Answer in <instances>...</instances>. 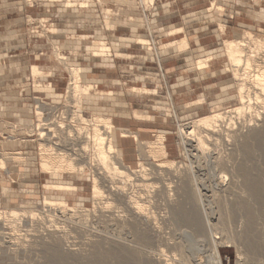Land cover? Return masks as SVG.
<instances>
[{
	"label": "rangeland",
	"instance_id": "1",
	"mask_svg": "<svg viewBox=\"0 0 264 264\" xmlns=\"http://www.w3.org/2000/svg\"><path fill=\"white\" fill-rule=\"evenodd\" d=\"M69 1L72 0H33L32 4L27 0H0V160L5 161L6 167L1 166L0 162V209L22 210L25 207H35L41 211L42 201L47 197L66 200L71 207L80 211L91 210L92 215L85 227L78 228L74 223L58 220L57 224L46 222V225H29L30 229L24 227L26 230L15 233L8 229L6 232L10 235L0 240V264H50L53 256L43 244V237L46 238L49 230L54 228L51 224L59 227V230H55L59 234L66 235L67 240L63 239L60 244L63 246L62 250L68 249L67 252L63 251L68 255L67 262L71 260L69 264H88L94 259L102 264H110L112 259L101 254L119 243L125 246L127 243V246L145 251L144 255L150 253L148 256L153 254L156 258L165 250L164 255L161 254L163 258L174 257L175 261L182 264L176 242L186 245L187 252L197 264H209L212 259V247L208 243L211 241L210 228L206 227L209 232L200 228L197 230L195 224L184 223L180 216L166 210L162 196L156 195L154 202L151 201L152 210L157 215V221L159 220L157 226L162 232L157 234L159 229H156L151 232V240L143 241L137 237V231L140 232L145 225L136 228L127 224L131 217L123 211L126 209L124 204L99 211L102 215L95 213L91 171L88 170L81 177L65 174L61 180L43 173L39 161L40 140L37 129L40 127L48 131L46 127L55 128V124L61 120H67L66 123L69 124L68 116L72 110L81 112L88 118L93 115L111 116L118 129L136 132L144 142L154 141L157 134L164 133L165 141L171 149L168 159L187 164L188 161L180 154L179 124L215 111L217 103L222 102L227 109L239 104L232 72L221 71L228 64L223 56L224 42L241 38L246 32L264 36V0H154L147 6L144 0H73V4H69ZM183 38H187L189 42V48L185 51L178 49V42ZM140 39H144L146 44L140 43ZM96 42L105 43L108 51L104 57L93 54L94 50L100 49ZM55 50L66 58L70 66L80 68L83 84L99 86L97 91H90L92 97L103 92L108 93V98L114 95V101L102 100L100 104H95L93 98L85 99L82 106L76 107L69 102L67 91L70 73L56 58ZM209 55L214 58L219 56L210 63L211 69H207L212 72L202 76L193 71V64ZM33 66H38L44 72L43 75L34 76ZM156 91L157 94H154ZM199 98L201 101L206 100L205 103L184 108V105L194 103ZM40 100L45 102V107L40 106L43 107L42 117L37 112ZM67 105L69 109L66 108ZM262 114L258 124L264 123V113ZM122 142L126 164L134 169L138 168L137 140L132 136ZM221 147L215 148L211 161L218 155L226 159L233 148L232 145ZM261 153L262 148L255 147L249 160V164L260 170L263 166ZM237 157L242 158L240 155ZM145 162L153 161L150 159ZM230 165L232 167L233 161H224L225 169L218 172L212 169V181L221 184V200L217 203L208 198L207 201L211 217L215 220L214 227L220 218V212L222 216H227L230 211L229 203L240 196L241 179L229 169ZM201 171V174L207 175L206 178L210 177L208 169ZM153 177L150 181L160 182L157 175ZM52 181L76 185L78 191L74 194L78 196L45 190L44 185ZM134 190L141 191L142 195L146 193L144 187L137 185ZM181 199L185 201L184 197ZM235 209L238 211L231 210L232 218L235 219L230 223L229 229H237L236 234H240L245 217L240 208ZM259 215L257 238L263 250L257 254L248 252L234 229L225 233L223 224L218 222L216 227L219 228L215 230V235L221 237L218 240L223 264H264V215ZM192 225L196 228L193 229ZM66 230H71V233ZM27 232L30 233L28 236ZM228 233L233 239H227ZM134 237L141 241L138 242ZM193 243L198 244L197 247ZM144 244L146 245L143 246ZM195 248L199 250H194ZM168 249L172 252L167 251ZM25 260L27 261L24 263Z\"/></svg>",
	"mask_w": 264,
	"mask_h": 264
},
{
	"label": "bare ground",
	"instance_id": "2",
	"mask_svg": "<svg viewBox=\"0 0 264 264\" xmlns=\"http://www.w3.org/2000/svg\"><path fill=\"white\" fill-rule=\"evenodd\" d=\"M72 1H69L68 3L73 4ZM144 1L146 6L147 4L154 2V0ZM27 2L32 3L33 0H27ZM50 28L55 31L52 26ZM139 42L146 44L144 39H140ZM96 44L100 47V49L94 50L93 54L95 56L104 57L106 55L105 52L108 51L105 43L96 42ZM224 47L223 56L226 57L228 64L226 67H223L221 71L225 72L230 70L232 72L233 78L236 81L235 87L239 104L235 107L227 109L223 107L222 102L221 104L217 103L214 106L215 111H212L204 116L194 117L189 121L179 124L178 136L180 137V154L188 161L189 164L168 159L171 155V149H169V144L165 141L166 136L164 133L157 134V138L154 141L144 142L139 139L138 133L132 132L131 130L118 129L111 116L93 115L91 118H88L81 112H77L75 110H72L70 113L67 112L69 109L67 105V107H65L68 108L66 109V112L69 113V124L66 123L67 120H61L57 125L55 124V128L49 127V129L46 127L45 129H48V131H44L40 127L37 129L40 140L39 161L42 172L50 174L53 179L61 180L65 174L81 177L85 176V173L88 170L91 171L92 197L95 204V213H99V211L102 212L104 209H112L116 206L119 207V204H124L126 209L123 210L121 207L120 208L129 213L131 217L129 220L127 219L130 221L127 224H132L133 227L136 228L139 226L142 227L141 225H145L140 229V232L137 231V237L143 241H147L148 239L151 240L153 231L159 229V220L157 221V215L155 211L152 210L153 203L151 201H153V198L156 195L162 196L165 201L164 204L166 210L169 209V213H172L175 216H180L182 220H179L187 224H195L198 227L197 230L200 228L209 232L206 227L208 226L210 228L211 233L209 237L211 241L209 240L208 243H211L210 247H212V259L209 264H223L219 248L220 241L218 240L221 239V237L215 235V230L219 228L216 227L217 224H223L222 226H224L223 229L225 230V233L233 230V227V229H229L230 223L233 222V219H235L232 218L233 213L231 210L236 211V207L240 208L245 217L244 221L242 220L244 228L242 227L243 231L240 234H236L237 229H234L235 234L236 236L239 234L241 237H239L240 241L242 239L244 243L243 245L247 247L248 252H253L254 254L262 252L263 247L257 238V216L259 214L264 215V123H260L261 125L258 124V119L261 115H263L262 113H264V36H257L253 32H246L241 38L226 40L224 42ZM188 48L189 42L187 38H183L178 42V49L181 51L188 50ZM59 51L55 50V56L70 73V83L67 91L68 100L70 99L69 102H72V104L76 107L82 106L85 99L91 100L93 98L95 104H100L102 100L114 101V95H111V98H108V93L103 92H100V94L96 93V95L92 97L90 91L93 89L97 91L99 86H95L93 84H83L81 82L83 74L81 73L80 68L70 66L67 63L66 58L63 57ZM218 58L219 56L214 58L213 55L206 56V58H200L193 64L192 68L196 71L211 69L210 63L214 62ZM32 71L34 76H41L44 73L38 66H33ZM154 94H157V91ZM201 100L202 99L199 98L194 103H188L184 105V108L199 106L200 104H204L206 101ZM44 103L45 102L42 100L38 101L39 105L37 107V112L39 117H42L43 115V112L41 111L43 107H45L43 106ZM103 107L104 106H102V108ZM61 112H59V114ZM49 121H51V119ZM39 122L41 123V121ZM34 127H36V125ZM244 129L248 130L244 131ZM132 136L137 140L138 144L137 153L139 155V165L138 168L135 169L126 164L122 148V140ZM228 145L229 147L232 145L233 148L228 153V156L226 157L227 160L225 157H220L218 155L214 161H211V159L214 158L213 151L216 147L219 148V146H223L227 148ZM255 147L262 148L261 165L263 166L261 167V170L259 167L249 164V160H251L254 154ZM239 155L242 158L239 159L237 157ZM150 159H152L153 162H145V160ZM204 161H207V164L204 163ZM224 161H233V165L232 167L230 165L231 168L229 169H231L232 172H236V176L241 179L239 187L240 196H238L236 200L234 199L235 201L233 203H229L228 208L230 211L227 213V216H222V213L220 212V218L218 220L219 223L216 222L214 227L213 224L215 220L213 221L211 217L210 206L208 207L207 201L208 198H211L217 203L218 200H221V196H219L221 184L217 182L215 183V181L213 182L211 175L213 176V170H217L218 172V170L225 169V166H223ZM0 162L1 166L5 167V161L1 159ZM204 169L209 170L208 172H210V177L206 178L207 175L205 176V174L200 173L201 170L205 171ZM154 175L158 176L160 182L150 181L154 178ZM136 185L142 188L144 187L146 193L142 195L141 191H135L134 187ZM44 188L47 191L59 193L61 195L78 196L77 194H74L78 191V187L76 185L60 181L48 182L44 185ZM182 197L185 198V201L181 199ZM42 204L43 206L41 211L39 208L37 209L35 207H25L22 210L0 209V240L8 237L9 233L6 232L8 229L15 233L21 230L23 231V229H25L24 227H29V225H37V223L45 224L48 222L49 224V222H51L57 224L58 220H64V222L69 221L70 223H74L77 227H85L88 225L89 217L92 215L91 210L80 211L78 208L71 207L66 200H54L45 197ZM188 204H190V206H188ZM97 218L100 217L97 216ZM127 220H125V223ZM50 226L54 228L49 230L50 232L46 238L43 237V240L45 241L43 244L46 245L47 249L50 251V255L53 256V260L50 261V264H69L71 260H68L69 262H67L68 255L63 251L66 249L62 250V245L60 244V241L66 239V235H61L59 232L55 231L59 230V227H56L55 224H51ZM127 226L129 227V225ZM196 226L192 225V227H194L193 229H195ZM188 227H190V225ZM70 231L69 233H71ZM157 231H159L157 234H160L161 230L159 229ZM45 233L47 232L45 231ZM29 234L30 233L27 232V236ZM227 235L228 240L233 239L231 234L229 235L228 233ZM137 237H134V239ZM160 238L162 237L160 236ZM136 240L138 241V238ZM193 242L195 243V241ZM125 244L126 246L119 243L114 248L107 250L104 249V254L101 255H105L107 258L110 257L113 260H111L110 264H179L178 260L175 261V259H173L174 257L172 258L167 255V258H163L161 254L164 255L165 250H163L157 258L154 257L153 254L148 256L150 253L146 254L147 257H145V251L143 252L138 248L130 247L131 245L127 246V243ZM139 245H141V242ZM145 245L146 244L143 246ZM147 245L150 246L149 244ZM196 245L194 244L195 247H197ZM175 246L179 247L177 250L180 251V253H178L181 256L180 263L197 264L193 257L188 253L189 251L187 252L186 245L184 243L178 244L176 242ZM198 248H195L194 250H197ZM169 250L170 249L167 251ZM12 252H14V249ZM173 253L175 252L173 251ZM209 254L211 255V253ZM48 257L50 256L48 255ZM243 260H245V258H243ZM26 261L27 260H25L24 263ZM205 262L206 261H204V263ZM207 262L209 261L207 260ZM88 264L102 263L101 261L94 259L93 261L90 260ZM104 264H106V262Z\"/></svg>",
	"mask_w": 264,
	"mask_h": 264
},
{
	"label": "crops",
	"instance_id": "3",
	"mask_svg": "<svg viewBox=\"0 0 264 264\" xmlns=\"http://www.w3.org/2000/svg\"><path fill=\"white\" fill-rule=\"evenodd\" d=\"M82 42H83V41H82ZM118 55H121V54L119 53ZM193 71H196V70H193ZM196 72H199V74L202 75V76H205L206 73H209L208 70H202V71H196ZM95 85H97V84H95ZM109 109H111V108H109ZM113 120H114V119H113ZM122 143H123V142H122ZM122 148H123V146H122ZM123 151H124V149H123ZM124 155H125V152H124Z\"/></svg>",
	"mask_w": 264,
	"mask_h": 264
}]
</instances>
